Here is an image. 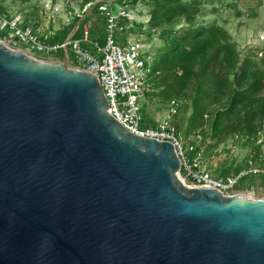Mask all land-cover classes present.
I'll return each instance as SVG.
<instances>
[{"label": "water", "instance_id": "obj_1", "mask_svg": "<svg viewBox=\"0 0 264 264\" xmlns=\"http://www.w3.org/2000/svg\"><path fill=\"white\" fill-rule=\"evenodd\" d=\"M180 166L94 74L0 41V264H264V196Z\"/></svg>", "mask_w": 264, "mask_h": 264}, {"label": "trees", "instance_id": "obj_2", "mask_svg": "<svg viewBox=\"0 0 264 264\" xmlns=\"http://www.w3.org/2000/svg\"><path fill=\"white\" fill-rule=\"evenodd\" d=\"M140 1L143 5L152 6L149 24L153 27L177 17L184 18L185 21L177 28L162 29L164 43L151 57L152 74L149 81L152 89L157 90V95L163 101L175 99L178 102L177 112L173 115L175 129L179 132L180 122L175 119L180 109L178 99L187 105L185 99L189 97L191 112L185 135L191 132V128L200 127L208 117L215 136L243 131L247 138L256 137L259 130L257 124L264 117V93L260 94L264 90V68L254 66L251 55L240 57L236 44L221 25L215 21L198 20L197 15L204 4L220 0H125L124 3L135 6ZM97 6L98 3L79 22L72 37L81 35L82 24L90 19L98 20L104 26L105 19L100 16ZM73 20L75 22L79 19ZM124 20L119 21L122 27L125 26ZM69 30L70 25L67 24L45 40L62 42ZM99 31L100 37L103 33L100 27ZM93 34L89 27L90 39ZM151 34L152 31L149 30L147 35ZM56 54L57 58L63 60L62 49ZM67 56L71 64L75 65V58L69 49ZM141 111L152 124L156 123L144 112L143 105ZM252 151V165L249 166H259L255 162L258 145H253ZM231 169L233 173H237L240 167ZM253 174L255 173L249 172L242 177L238 185H245L247 180L255 176ZM258 174L264 182V173Z\"/></svg>", "mask_w": 264, "mask_h": 264}, {"label": "rangeland", "instance_id": "obj_3", "mask_svg": "<svg viewBox=\"0 0 264 264\" xmlns=\"http://www.w3.org/2000/svg\"><path fill=\"white\" fill-rule=\"evenodd\" d=\"M97 1L102 0H0V13L4 11L20 13L22 25L33 28L44 39L69 24L70 30L67 38L85 17V14L93 9ZM107 1L111 9L116 11L123 0ZM126 4L127 8L131 9V18L124 20V27L119 24L118 36L122 35L123 39L138 38L147 47L150 58L164 43L161 37L162 29H174L185 23L184 18L177 17L170 22L163 21L161 25L153 27L152 24H149L152 9L150 4L143 5L141 1L135 6ZM96 14L98 15V13ZM100 16L105 19L102 14ZM197 16L198 20L215 21L221 25L236 44L240 57L251 55L254 61L253 65L264 68V0H220L213 4L207 3L200 8V13ZM76 18L79 20L73 22V19ZM71 22L73 23L71 24ZM90 24L102 25L98 20L93 19L85 23L87 27ZM149 30L152 31L151 36L147 35ZM104 36L103 26L102 36L95 37V41L100 46L104 43ZM0 41L10 48L21 49L30 55L63 61L57 58V54L43 56L35 53L28 45L1 30ZM262 93L264 90L260 94ZM178 100L180 109L175 119L176 122H180L179 136L191 162L194 152L188 151L189 144L193 143L198 148L203 147L200 160L193 164L196 168H207L213 174L219 175L233 173L231 168L234 167H240L239 170L251 167L264 171V117L257 124L259 130L256 137L251 139L247 138L243 131L238 134L224 133L221 137L215 136L212 134L210 118L208 117L205 118L200 127L191 128V132L185 135L191 112L190 99L189 97L185 99L187 105L182 104L183 100ZM140 102L144 107V112L157 123L162 117L166 101L157 95L156 89H152ZM193 129L197 131L194 132ZM253 145H258V155L255 162L259 164V166L254 167L249 166L252 165ZM253 175L255 176L251 177V180H247L245 185L234 187L231 193L239 192L250 196H264L263 178L259 177L257 171ZM185 181L187 184H192L188 179Z\"/></svg>", "mask_w": 264, "mask_h": 264}, {"label": "built area", "instance_id": "obj_4", "mask_svg": "<svg viewBox=\"0 0 264 264\" xmlns=\"http://www.w3.org/2000/svg\"><path fill=\"white\" fill-rule=\"evenodd\" d=\"M124 1L116 11L111 9L107 1L96 2L100 14L105 18V36L101 46L90 39L86 25L82 26L80 37H72L76 27L64 41L48 42L33 28L22 25V17L16 12L0 13V30L43 56L56 54L61 49L67 54L69 49L74 55L75 65L98 78L107 98L108 111L126 129L174 144L181 164L179 176L184 182L188 179L192 183L188 185H204L229 194L249 172L264 173L259 169L245 167L237 173L219 175L213 174L207 168H196L193 164L200 160L203 147L198 148L193 143L189 144L188 151L194 152L191 162L187 150L182 145L179 132L173 125V115L178 109V102L175 99L165 103L162 117L157 123L152 124L143 116L140 101L152 90L149 81L152 74L151 58L147 47L138 38L123 39L118 36L119 21L131 18V9L127 8ZM85 42L92 47L85 46Z\"/></svg>", "mask_w": 264, "mask_h": 264}, {"label": "crops", "instance_id": "obj_5", "mask_svg": "<svg viewBox=\"0 0 264 264\" xmlns=\"http://www.w3.org/2000/svg\"><path fill=\"white\" fill-rule=\"evenodd\" d=\"M92 10V9H91ZM90 12V11H89ZM87 14H85V16H86ZM81 20V19H80ZM83 25H85V24H82V26ZM82 26H81V34H82ZM78 27V26H77ZM89 27H90V29H91V31H93V37H92V39H94V40H96L95 39V37H97L98 35H99V27H100V29H101V31L103 32V24L102 25H100V26H96V25H94V26H92L91 24L89 25ZM88 27V28H89ZM81 35H79L78 37H80ZM119 37H122V35L121 36H119ZM84 45L85 46H89V44L87 43V42H85L84 43ZM67 54H68V52H67ZM67 54L65 53V51H63V55H64V58H63V60L64 59H67L68 58V56H67ZM74 56V55H73ZM68 60H69V58H68ZM70 61V60H69Z\"/></svg>", "mask_w": 264, "mask_h": 264}]
</instances>
